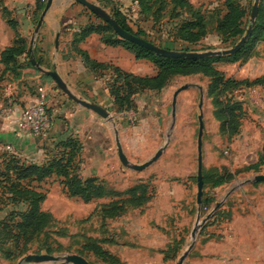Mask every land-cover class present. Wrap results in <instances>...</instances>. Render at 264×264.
<instances>
[{
  "label": "rangeland",
  "instance_id": "obj_1",
  "mask_svg": "<svg viewBox=\"0 0 264 264\" xmlns=\"http://www.w3.org/2000/svg\"><path fill=\"white\" fill-rule=\"evenodd\" d=\"M46 1L0 0V9L5 6L10 10L11 17L19 23L20 33L27 44V60L30 62V65L26 64L22 57L12 69L0 66V90L7 89L14 96L0 98V102L11 100L13 104L20 102L24 105L26 100L29 102L30 99L42 97L47 107L53 97L60 95L68 104L84 108L64 95L50 76L33 66L30 48L34 59H40V65L45 69L55 66L57 71H61V64L66 60L71 61L70 67L73 68L75 58H79L76 54L74 29H80L87 24L85 22L96 24L104 21L74 0H54L52 9L45 15L35 34V40L30 43ZM88 1L103 7L112 16L111 4H115L130 24L144 31V39L162 48L202 52L232 48L251 26L250 11L254 0H242L246 10L245 28L239 37L233 39H224L217 30L216 13L223 12L224 0H189L195 6L201 5L207 12L206 35L194 43L178 40L174 36V26L181 16L171 18L165 15L153 22L151 17L147 18L141 13L137 0ZM38 5L43 7L39 9ZM261 6L264 8V0H259L258 10ZM0 22H5L1 12ZM255 25L256 19L251 34L237 52L247 47L236 60L230 57L233 54L214 56L219 59L213 62V66L225 78L252 81L264 77V30L253 41ZM56 32H59L57 49L54 48ZM102 44L106 47L99 49ZM92 45L96 46L97 54H111L107 50L113 47L132 54L122 46L103 42L100 44V41H94ZM143 64L141 75L154 73L150 61H144ZM101 79L106 86L111 79L110 72L105 71ZM209 83L210 77L200 72L174 75L161 90L141 93L136 98L138 102L134 111L118 113L107 105L105 108L109 110L112 119H104L89 110L96 122H103L101 125L90 121L87 125L89 129L94 125L96 134L100 133L94 141L101 148L99 151L93 150V139L87 141L88 149L78 152L73 170L74 176L84 182L85 192L92 189L85 182L91 179L96 185V192H101V195L89 201L72 196L63 184V178L55 175L33 182V189L44 195L39 205L42 211L50 214V219L43 226L41 235L26 248L21 245L19 249L9 252L8 256L0 252V264H66L60 263L61 260L41 263L23 261L29 253H47L39 249L45 246L52 248L49 254L61 257L75 253L83 256L90 264H176L192 241L194 245L182 264H264V182L241 184L256 174H264V86H243L215 97V94H208ZM184 84L189 86L177 96L175 121L172 125V95L176 88ZM200 93L203 95L204 123L202 174L206 175V182H203L202 203L198 210L195 195ZM24 97L26 99L21 101ZM221 101L241 104L238 132L234 134L222 129L223 121L218 116L220 107L217 106ZM114 127L118 130L123 152L131 162L142 163L159 148L162 149L161 155L140 171L124 167L118 160ZM105 133L109 136L106 140L103 138ZM17 136L21 140L15 143L0 141V174L4 162L10 156L25 163H42L51 154L69 149V146L63 144L66 137L78 139L72 131V134L60 137L49 143L48 147H38L43 150L36 151L33 146H25L23 143V140L34 137V134L20 133ZM57 142L61 144L55 149ZM105 143L110 148L104 147ZM251 164L255 166L246 168ZM224 169L236 172L235 178L212 187L213 180L221 176ZM232 188L233 191L225 197ZM1 190V196H6ZM136 197L142 199L137 200ZM221 200L222 205L192 238L191 232L197 216L200 221ZM24 206L0 203V216L10 208L21 209ZM217 211L219 213L215 215ZM94 244L101 246L112 257L95 255L89 249Z\"/></svg>",
  "mask_w": 264,
  "mask_h": 264
},
{
  "label": "trees",
  "instance_id": "obj_2",
  "mask_svg": "<svg viewBox=\"0 0 264 264\" xmlns=\"http://www.w3.org/2000/svg\"><path fill=\"white\" fill-rule=\"evenodd\" d=\"M137 2L141 13L147 18L151 17L153 22L159 21L165 15L171 18L181 16L180 21L176 22L173 30L174 36L178 40L194 43L206 35L207 12L201 5L195 6L189 0H137ZM223 4V12L221 14L216 13L218 18L217 30L224 39H227V37H232V39L239 37L244 31L246 23V10L242 5V0H224ZM111 6L113 8V16L123 29L139 37L144 36L142 29L137 28L134 30L128 24V18L115 4H111ZM42 7L38 5L39 9ZM0 12L6 24L14 32L12 43L0 52V63L5 69H12L19 64L20 59L23 57L22 61H26V64L30 65L27 60L26 40L20 33L18 21L13 16L11 17L10 10L5 6L1 7ZM263 30L264 8L261 6L259 7L256 25L252 33L253 41L261 35ZM91 33L98 34L104 44L124 47L134 55L135 59L150 61L155 68V73L152 75L135 74L113 63L100 62L91 58L86 50L78 47V44ZM73 35L76 36L74 40L77 47L76 54L79 55L88 71L96 77H102L105 71L110 72L111 79L108 80L106 86L118 112L135 110L136 95L146 91L161 90L167 85L170 77L174 75H187L198 72L208 75L210 77L208 94L211 96L215 94V97L243 86H264V77H258L252 81L225 78L213 66V62L219 59L218 57L188 59L154 54L144 47L118 37L105 22L96 24L89 22L78 31H75ZM246 47L244 46L239 52L230 57L236 60ZM37 62L41 64L40 59H37ZM228 103L223 101L219 104L216 103L220 107L218 116L223 121L222 129L229 134H234L238 132L237 125H239L241 118L242 107L239 102ZM60 144L61 142H57L55 149ZM63 144L64 146H69V149L60 153L55 152L54 155L51 154L52 156L42 163H25L14 156H10L4 162V168L0 174V190L4 189L1 190V193L5 192L6 196H1L2 194H0V203L10 204L14 207L27 204L24 208L20 207L21 209L10 208L4 215L0 216V252L2 254L5 253L8 256L9 252L19 249L21 245L26 248L41 235L43 226L50 219V214L42 211L39 205L44 195L33 189V182H40L51 175H55L63 178V184L66 185L72 196H79L84 201H89L101 195V192H96V185L91 179H87L85 182L87 187L90 186L92 189L85 192L84 182L74 176L73 163L81 150L80 141L76 138L66 137ZM254 166L255 164H251L246 168ZM235 175L236 172H229L224 169L221 176L213 180L212 187H218L230 182L235 178ZM202 177L205 183L206 175L202 174ZM136 198L137 200L142 199V197ZM5 201H8V203H5ZM110 211L108 213H112ZM218 211L215 215H218ZM39 249H43L47 253L52 252V248L49 246ZM89 249L102 258L112 257L101 246L94 244Z\"/></svg>",
  "mask_w": 264,
  "mask_h": 264
},
{
  "label": "crops",
  "instance_id": "obj_3",
  "mask_svg": "<svg viewBox=\"0 0 264 264\" xmlns=\"http://www.w3.org/2000/svg\"><path fill=\"white\" fill-rule=\"evenodd\" d=\"M128 24L134 30L138 28L130 24L129 19H128ZM78 29L79 28L76 27V29H74V32L77 31ZM13 38H14V32L12 31V29L6 24V22H2V23L0 22V52L12 43ZM94 41L98 43L100 41L101 44L100 36L96 33H91L90 35L85 37L83 41L80 42L81 45L80 46L78 45V47L86 50L89 56L93 59H96L97 61L113 63L119 66L120 68L135 74H140L141 66L144 65L143 64L144 61H147L144 59H135L133 54H126L125 52H122L123 50H119L120 48L117 47H113L114 49L111 50L110 48H108L109 50L107 51H110L111 54H97V52L95 51L96 46L92 45ZM105 47L106 46L105 45L103 46L102 44V47H99V49H103ZM64 62H62L61 64L62 70L61 71L59 70L58 73L61 75L64 81L69 85V87L70 88L72 87L75 90L77 95L81 96L86 100L96 102L102 105L103 107H107V105H109L116 112H118L114 100L110 96L108 89L105 86V82L103 81V79H101L102 77H96L93 73H90L88 69L84 66L80 57L75 58V67L73 68L70 67L71 64L70 60H66ZM0 66H2L1 63ZM152 74H148V75H152ZM138 96H140V94L135 96V103L138 102L136 99ZM3 97L13 98L14 96L10 94L9 90L4 89V90H0V98ZM25 99L26 97L21 98L20 100L23 101ZM34 100L36 99L33 100L30 99V101H34ZM27 101L28 100H26V102L24 101L25 102L24 105H22V103L20 102L19 103L14 102V106L17 110H19L24 106H26L27 104H29L30 101L29 102ZM66 101L67 100H65L63 96L57 95V97H53V99L50 102H48V106H47L49 109L48 113L51 116V127L48 133L44 137L34 134V137H30L27 138V140H23L25 146L28 145L33 146L36 149V151L38 150L41 151L43 149L38 147H43L44 145L48 147L49 143H53L57 141V139H59L62 136L63 137L68 136L72 134L73 131L77 135L81 143V150L87 151L88 146L86 145V142L91 141L92 139L94 141L97 135H100V133L96 134L95 132L96 130L93 129L94 125H92L93 126L92 129H89V127L87 126L89 125L90 121H95L94 116L93 114H90L91 112H88L89 111L88 109L72 106L71 104H68ZM3 103L4 102H0V105ZM94 123L95 124L99 123L101 125L103 124V122L101 121L99 122L95 121ZM20 133L22 132L16 129L12 117L10 118L0 117V141L15 143L16 141L21 140V137L17 136V134ZM23 134H29V133H23ZM23 137H24L23 139H26L25 136ZM103 138L106 140L109 138V136L105 133L103 134ZM93 145L95 146L93 147V150L96 149L99 151V149L101 148L95 143V141L93 142ZM104 147L110 148V145L108 143H105ZM258 182H264V181H258Z\"/></svg>",
  "mask_w": 264,
  "mask_h": 264
},
{
  "label": "water",
  "instance_id": "obj_4",
  "mask_svg": "<svg viewBox=\"0 0 264 264\" xmlns=\"http://www.w3.org/2000/svg\"><path fill=\"white\" fill-rule=\"evenodd\" d=\"M80 4H82L84 7H86L89 11L93 12L97 16H99L104 22H106L112 30L117 34L118 37L125 39L127 41H130L134 44H137L141 47H144L154 54L157 55H162L166 57H175V58H188V59H193V58H205V57H214V56H220V55H227V54H234L236 53L246 42L247 38L251 34L252 26L255 24V19L258 11V3L259 0H254L251 11H250V22L251 26L247 29L246 34L243 35L240 40L232 47L229 49H217V50H211V51H202V52H197V51H176V50H170L166 48H162L155 43L146 40L142 37H139L125 29H123L118 22L116 21L115 17H113L111 14H109L103 7L90 2L88 0H74ZM54 0H47L42 12L41 16L39 17L35 27H34V33L32 35L30 43H33L35 40V34L39 31L45 15L52 9ZM58 38H59V32L55 33L54 37V48L57 49L58 47ZM32 48H30V61L33 64L35 68L40 70L41 73L48 75L52 78L54 81L55 85L57 88L64 94L66 95L70 100L74 101L75 103L79 104L80 106L92 110L95 113H97L99 116H101L104 119H112V116L105 107L102 105L86 100L82 98L81 96L77 95L72 89L69 87V85L64 81V79L61 77V75L58 73L56 70L55 66H53L52 69H45L43 68L33 57L32 55ZM189 85L184 84L176 88L173 92L172 95V101H171V115H172V125L174 124L175 121V107H176V100L179 92L182 90L186 89ZM202 102H203V95L200 93V99L198 103V109H199V114L197 116L198 119V133H197V141H196V152H197V166H196V195H195V200L196 204L198 205V210L199 206L202 203V192H203V178H202V134H203V128H204V123H203V114H202ZM114 132V140H115V146H116V152L118 156V160L120 163L129 169L132 170H143L146 167H148L151 163H153L157 158L161 155L162 149L159 148L148 160L142 162V163H133L131 162L125 153L123 152L120 139H119V134L117 128L114 127L113 129ZM258 181H264V174H256L253 176L252 179H246L244 180L241 184H246L250 182H258ZM227 192L226 196L229 195V193L232 191ZM223 203V200L218 201L214 204V207L212 210L206 214L204 218H202L199 221V217L197 216V220L195 223V227L193 228L191 232L192 238H195L197 230L211 217V215L221 206ZM194 245V241H192L187 248L184 250V252L179 256L176 264H182L186 256L188 255L189 251L192 249ZM58 260H61L60 263H66V264H90L87 259H85L83 256L75 253L71 254H66L61 257L49 254V253H29L27 254L24 258L23 261L26 263H41V262H56ZM16 264H21V262H18Z\"/></svg>",
  "mask_w": 264,
  "mask_h": 264
},
{
  "label": "built area",
  "instance_id": "obj_5",
  "mask_svg": "<svg viewBox=\"0 0 264 264\" xmlns=\"http://www.w3.org/2000/svg\"><path fill=\"white\" fill-rule=\"evenodd\" d=\"M0 117L14 120L16 129L22 133L46 136L51 127V116L44 99H36L17 110L11 100L0 105Z\"/></svg>",
  "mask_w": 264,
  "mask_h": 264
}]
</instances>
